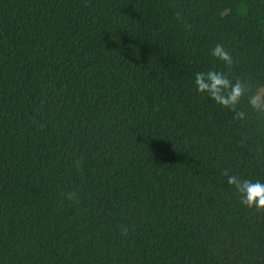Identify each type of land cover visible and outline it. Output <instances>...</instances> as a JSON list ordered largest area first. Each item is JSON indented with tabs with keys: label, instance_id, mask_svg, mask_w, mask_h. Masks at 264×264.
I'll list each match as a JSON object with an SVG mask.
<instances>
[{
	"label": "trees",
	"instance_id": "trees-1",
	"mask_svg": "<svg viewBox=\"0 0 264 264\" xmlns=\"http://www.w3.org/2000/svg\"><path fill=\"white\" fill-rule=\"evenodd\" d=\"M209 70L264 97V0H0V264H264V112Z\"/></svg>",
	"mask_w": 264,
	"mask_h": 264
},
{
	"label": "clouds",
	"instance_id": "clouds-1",
	"mask_svg": "<svg viewBox=\"0 0 264 264\" xmlns=\"http://www.w3.org/2000/svg\"><path fill=\"white\" fill-rule=\"evenodd\" d=\"M221 60L228 68L234 64L231 53L221 44H217L211 53ZM195 86L198 92L206 94L209 98L224 108L230 109L236 114V118L244 119L245 113L238 110L242 99L247 97L248 102L256 111L264 112V97H261L258 89L243 81H233L229 74L222 71L209 70L195 74ZM224 175L241 196V203L256 211H264V182L243 179L238 175H230L226 170ZM63 196L64 193H61ZM75 194H68V199H73ZM125 234L127 229L124 230Z\"/></svg>",
	"mask_w": 264,
	"mask_h": 264
}]
</instances>
